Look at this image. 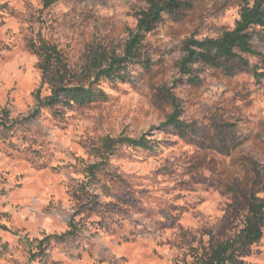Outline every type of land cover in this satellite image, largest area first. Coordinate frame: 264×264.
<instances>
[{"label":"rangeland","instance_id":"rangeland-1","mask_svg":"<svg viewBox=\"0 0 264 264\" xmlns=\"http://www.w3.org/2000/svg\"><path fill=\"white\" fill-rule=\"evenodd\" d=\"M254 1L199 0L179 19L166 15L143 40L131 81L100 82L106 101L61 118L44 109L0 132V264H193L213 235L241 228V201L264 189V77L254 74L264 61L244 56L251 69L230 64L233 76L197 64V84L181 61L188 39L234 29ZM146 7V0H0V115L23 119L36 108L41 72L31 41L56 44L83 67L98 49L124 54ZM253 43L264 56V30L254 31ZM172 98L191 129L186 139L162 127L175 111ZM143 136L154 151L104 148L107 138ZM86 185L99 196L95 210ZM72 222L76 238L51 240L45 255L31 258L39 241ZM246 261L264 264V237Z\"/></svg>","mask_w":264,"mask_h":264},{"label":"trees","instance_id":"trees-1","mask_svg":"<svg viewBox=\"0 0 264 264\" xmlns=\"http://www.w3.org/2000/svg\"><path fill=\"white\" fill-rule=\"evenodd\" d=\"M198 1L146 0L147 7L137 12V32L131 35L124 54L98 49L93 51L88 63L83 67L72 65L56 44L44 39L31 41L28 49L37 56V66L41 72V85L35 94L36 108L23 119H14L9 111L4 110L0 115V132L7 136L18 126H25L37 119L44 109L49 110L54 117L61 118L67 109L83 108L98 101H106L108 95L100 87V82H130L129 67L141 62L140 47L146 35L155 31L164 22L166 15L179 19L193 10ZM258 28L264 30V0H255L252 5L243 6L235 28L223 31L219 37L205 40L188 39L184 44L186 55L181 61V71L190 76V82L197 84L199 79L193 76V68L197 64L222 69L229 76L236 74L235 68L228 67L230 64L251 69L244 56L257 57L264 61V56L253 43L254 31ZM258 70L256 68L254 71L256 77H264V72ZM45 86L50 90L48 96L42 95ZM172 100L175 111L162 127L173 128L181 138L186 139L191 129L180 120V109L176 101L173 98ZM124 145L150 151L156 149L155 143L145 136L138 139L107 138L104 141V148L109 152ZM99 166L100 164H96L88 169L91 180L96 178ZM85 192L87 202L95 210L99 205V196L91 191L90 185H86ZM261 193L263 196L251 194L241 201L244 207L241 228L221 239L213 235L207 246L196 251L193 264H249L246 259L251 256L252 247L264 237V189ZM77 226L76 222H72L68 232L39 241L40 251L32 254L31 258L45 255L44 246L51 240L66 242L76 238ZM27 241L31 245L34 244L33 241Z\"/></svg>","mask_w":264,"mask_h":264}]
</instances>
